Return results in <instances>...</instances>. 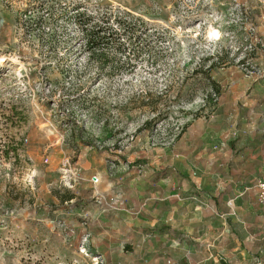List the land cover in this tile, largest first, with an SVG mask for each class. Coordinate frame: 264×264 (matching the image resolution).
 Segmentation results:
<instances>
[{
    "label": "rangeland",
    "instance_id": "1",
    "mask_svg": "<svg viewBox=\"0 0 264 264\" xmlns=\"http://www.w3.org/2000/svg\"><path fill=\"white\" fill-rule=\"evenodd\" d=\"M77 12L144 20L141 52L90 61ZM258 129L264 0H0V264H187L140 209L208 204Z\"/></svg>",
    "mask_w": 264,
    "mask_h": 264
},
{
    "label": "crops",
    "instance_id": "2",
    "mask_svg": "<svg viewBox=\"0 0 264 264\" xmlns=\"http://www.w3.org/2000/svg\"><path fill=\"white\" fill-rule=\"evenodd\" d=\"M263 133L258 129L246 146L240 140L224 172L209 174L210 182H203L208 204L188 199L187 205L160 203L140 209L138 215L150 225L168 228L153 237H187L188 244L193 242L187 264H232L227 258L233 264H264V206L257 202L254 187L256 179L264 177ZM213 179L224 181L220 191L211 184ZM237 187L242 191L238 193ZM211 197L219 198L217 205Z\"/></svg>",
    "mask_w": 264,
    "mask_h": 264
},
{
    "label": "trees",
    "instance_id": "3",
    "mask_svg": "<svg viewBox=\"0 0 264 264\" xmlns=\"http://www.w3.org/2000/svg\"><path fill=\"white\" fill-rule=\"evenodd\" d=\"M114 17V26L105 18L94 22L91 15L87 16L81 12H77L73 18V24L83 37L88 59L99 65L108 64L110 68H113V64L110 65L109 60L117 56L114 53L126 52V49H129L130 53L126 55V59L130 60L131 57H135L141 52L139 44L136 49H133L132 46L139 41H144L140 39L138 33L145 34L150 28L147 22L128 12H122ZM208 81L213 88L215 83L211 81V77L208 78ZM211 200L217 205L219 198L211 197Z\"/></svg>",
    "mask_w": 264,
    "mask_h": 264
},
{
    "label": "built area",
    "instance_id": "4",
    "mask_svg": "<svg viewBox=\"0 0 264 264\" xmlns=\"http://www.w3.org/2000/svg\"><path fill=\"white\" fill-rule=\"evenodd\" d=\"M254 187L256 189L257 202L264 206V177L256 179Z\"/></svg>",
    "mask_w": 264,
    "mask_h": 264
},
{
    "label": "bare ground",
    "instance_id": "5",
    "mask_svg": "<svg viewBox=\"0 0 264 264\" xmlns=\"http://www.w3.org/2000/svg\"><path fill=\"white\" fill-rule=\"evenodd\" d=\"M211 36H212V37H216L217 34H216L215 32H211Z\"/></svg>",
    "mask_w": 264,
    "mask_h": 264
}]
</instances>
